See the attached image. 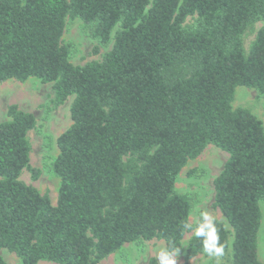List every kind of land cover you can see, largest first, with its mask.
<instances>
[{
  "label": "trees",
  "instance_id": "trees-1",
  "mask_svg": "<svg viewBox=\"0 0 264 264\" xmlns=\"http://www.w3.org/2000/svg\"><path fill=\"white\" fill-rule=\"evenodd\" d=\"M76 18L112 43L100 61H69L63 35ZM30 78L52 83L54 106L73 98L72 124L56 139L53 205L20 180L24 170L39 177L29 165L35 117L8 106L0 251L21 264H101L125 244L162 240L171 253L192 229L176 178L212 145L227 154L213 181L224 219H212L218 244L231 246V264H264V128L250 110L232 108L240 86L264 100V0H0V83ZM202 240L193 234L184 264L208 254Z\"/></svg>",
  "mask_w": 264,
  "mask_h": 264
},
{
  "label": "rangeland",
  "instance_id": "rangeland-1",
  "mask_svg": "<svg viewBox=\"0 0 264 264\" xmlns=\"http://www.w3.org/2000/svg\"><path fill=\"white\" fill-rule=\"evenodd\" d=\"M262 25L263 23L256 24L253 32L244 37L245 52L255 32ZM63 43L69 46V61L74 66L100 61L103 54L110 50L112 44L111 42L106 45L100 44L78 18L67 20ZM53 97L52 83H42L35 78H30L23 83L13 80L0 83V122L9 119L7 108L10 105H15L19 110L32 114L36 121L35 128L28 133L31 145L29 165L30 168L39 171V177L33 179L30 171L24 170L20 180L34 187L40 194L47 195L51 203L55 205L60 186V179L52 170L53 161L58 155L56 139L72 124L70 104L73 98L69 97L62 105L54 106ZM232 108L250 110L261 120L264 128V100L255 90L237 87ZM226 160V153L209 145L197 158L188 161L178 174L175 190L189 196L191 202L189 224L192 227L185 234L178 249L171 253L168 252L162 240L129 243L108 256L101 264H148L150 259L160 264L161 257L164 255L175 259L176 264H184L186 245L195 233L194 229L199 220L203 221V217L207 215L212 219L224 221L220 212L213 206V181L222 170ZM259 207L262 218L258 232L257 254L259 261L264 262V203H259ZM227 228L229 229L228 226ZM0 254L7 264H21L15 254L6 249L1 250ZM39 264L54 263L40 262ZM190 264H231V246L218 256L198 254L190 260Z\"/></svg>",
  "mask_w": 264,
  "mask_h": 264
},
{
  "label": "clouds",
  "instance_id": "clouds-1",
  "mask_svg": "<svg viewBox=\"0 0 264 264\" xmlns=\"http://www.w3.org/2000/svg\"><path fill=\"white\" fill-rule=\"evenodd\" d=\"M197 237L203 238V248L209 255H221L223 246L218 244L219 237L217 229L211 217L205 215L203 221L194 229ZM160 264H176V260L164 255L161 257Z\"/></svg>",
  "mask_w": 264,
  "mask_h": 264
}]
</instances>
